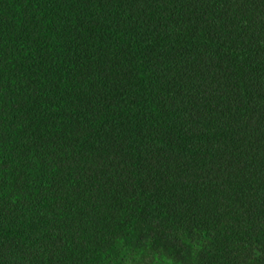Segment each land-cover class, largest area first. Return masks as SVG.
I'll list each match as a JSON object with an SVG mask.
<instances>
[{
	"label": "trees",
	"instance_id": "16d2710c",
	"mask_svg": "<svg viewBox=\"0 0 264 264\" xmlns=\"http://www.w3.org/2000/svg\"><path fill=\"white\" fill-rule=\"evenodd\" d=\"M0 264H264V0H0Z\"/></svg>",
	"mask_w": 264,
	"mask_h": 264
}]
</instances>
